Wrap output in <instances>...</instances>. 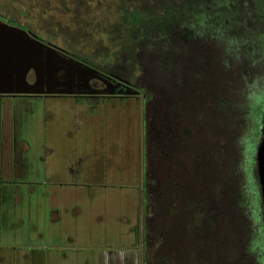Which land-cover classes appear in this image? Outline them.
<instances>
[{
	"label": "rangeland",
	"instance_id": "rangeland-1",
	"mask_svg": "<svg viewBox=\"0 0 264 264\" xmlns=\"http://www.w3.org/2000/svg\"><path fill=\"white\" fill-rule=\"evenodd\" d=\"M137 6L129 0H0V20L138 92L5 99L10 149L0 153V264H187L191 257L180 206L217 182L221 168L218 154H211L231 130L210 123L212 114L195 92V67L202 66L196 57L172 48L179 36L148 34ZM253 101L243 139L249 175L264 96Z\"/></svg>",
	"mask_w": 264,
	"mask_h": 264
},
{
	"label": "trees",
	"instance_id": "trees-1",
	"mask_svg": "<svg viewBox=\"0 0 264 264\" xmlns=\"http://www.w3.org/2000/svg\"><path fill=\"white\" fill-rule=\"evenodd\" d=\"M129 1L139 2L136 11L146 17L143 28L148 34L166 39L179 36L180 42L174 41L172 48L188 50L196 57L202 66L195 67V92L212 114L210 123L218 130H231L228 140L223 139L221 148L215 147L211 154L213 158L218 154L214 160L221 168L217 182L197 200L189 199L180 206L189 223L191 257L187 264H264V206L257 151L251 160L253 175H249L248 147L243 145L250 100L264 96V0ZM185 84L183 77L181 86ZM234 111L235 122L228 117ZM197 118L205 125L201 115ZM238 119L243 128L236 125ZM263 130L264 116L257 150ZM209 138L208 134L212 144ZM230 145L236 149L233 153H229ZM199 148L197 162L203 158ZM166 207L173 213L171 205Z\"/></svg>",
	"mask_w": 264,
	"mask_h": 264
},
{
	"label": "water",
	"instance_id": "water-1",
	"mask_svg": "<svg viewBox=\"0 0 264 264\" xmlns=\"http://www.w3.org/2000/svg\"><path fill=\"white\" fill-rule=\"evenodd\" d=\"M31 73L32 82L28 81ZM95 78L101 79L106 88L92 89L90 80ZM94 94L136 96L138 92L37 39L30 32L0 20V95ZM257 173L264 206V130L257 150Z\"/></svg>",
	"mask_w": 264,
	"mask_h": 264
},
{
	"label": "flooded vegetation",
	"instance_id": "flooded-vegetation-1",
	"mask_svg": "<svg viewBox=\"0 0 264 264\" xmlns=\"http://www.w3.org/2000/svg\"><path fill=\"white\" fill-rule=\"evenodd\" d=\"M33 35V34H32ZM33 36H35V35H33ZM36 37V36H35ZM36 38H38V37H36ZM39 40H41L40 38H38ZM42 41V40H41ZM46 43V42H45ZM47 44H49L50 46H52V47H55V48H57L58 50H60V51H62V52H64L65 54H67L66 53V51H64L63 49H61L60 47H58V46H56L55 44H52V43H47ZM68 55V54H67ZM90 66V65H89ZM63 67H70V66H63ZM90 67H93V66H90ZM96 69H98V68H96ZM99 71H101L104 75H106V76H110L111 78H113V79H115L112 75H110V74H108L107 72H105V71H103V70H101V69H98ZM32 74V73H31ZM64 73H62V75H63ZM30 75V74H29ZM33 75V74H32ZM103 77V76H102ZM105 78V77H104ZM116 80V79H115ZM33 81V80H32ZM31 81V82H32ZM118 81V80H117ZM119 81H121V80H119ZM123 82V81H122ZM125 83V82H124ZM90 85H91V87H92V89H94V90H103L104 88H106V84L101 80V79H98V78H95V79H92V80H90ZM47 96V95H46ZM70 96H72V97H85V98H96V97H108V96H111V97H114V96H128V95H103V94H94V95H70Z\"/></svg>",
	"mask_w": 264,
	"mask_h": 264
},
{
	"label": "crops",
	"instance_id": "crops-1",
	"mask_svg": "<svg viewBox=\"0 0 264 264\" xmlns=\"http://www.w3.org/2000/svg\"><path fill=\"white\" fill-rule=\"evenodd\" d=\"M17 96H29V95H0V153L1 151H8L10 149V145L5 143V138L7 137V133H6V127L4 125V123L2 122V116H3V112H2V108L7 107L5 99L9 98V97H17ZM30 96H36V95H30ZM54 96H58V95H54ZM61 97V96H59ZM6 111V109H5ZM8 113L4 112V116H3V120L5 119V116Z\"/></svg>",
	"mask_w": 264,
	"mask_h": 264
}]
</instances>
